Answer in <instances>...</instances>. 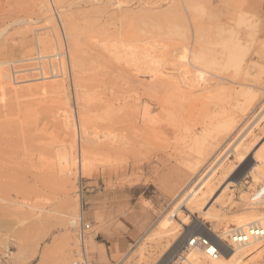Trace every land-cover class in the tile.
Returning a JSON list of instances; mask_svg holds the SVG:
<instances>
[{"label":"rangeland","instance_id":"1","mask_svg":"<svg viewBox=\"0 0 264 264\" xmlns=\"http://www.w3.org/2000/svg\"><path fill=\"white\" fill-rule=\"evenodd\" d=\"M65 49L74 90L59 69L52 79L22 72L16 75L21 82H13V63L37 51L49 57ZM146 51L168 75L158 80L116 58H139ZM59 67L66 74L64 59ZM1 70L12 80L1 77ZM58 82L63 87H54ZM1 83L0 256L9 254L4 264H69L82 216L91 224L87 246L98 264H154L167 240H146L152 226L264 108V15L253 0H0ZM65 110L74 130L64 125ZM233 117L236 127L225 134ZM252 134L247 141L260 140L256 151L264 144V118ZM210 139L215 148L206 147ZM82 142L96 159L88 172L79 161ZM67 148L76 158L70 167ZM201 150L206 158L197 165ZM245 150L239 148L247 157ZM245 161L230 156L231 166L213 180L219 190L200 194L205 211L199 220L206 227L226 230L234 218L264 216V169L253 175L252 154ZM138 205L148 212L141 236L114 262L101 260L103 228ZM78 207L82 212L76 213ZM246 262L264 264V241Z\"/></svg>","mask_w":264,"mask_h":264},{"label":"bare ground","instance_id":"2","mask_svg":"<svg viewBox=\"0 0 264 264\" xmlns=\"http://www.w3.org/2000/svg\"><path fill=\"white\" fill-rule=\"evenodd\" d=\"M47 43L51 47L50 49L55 51L53 40L47 38ZM57 49H59V47H57ZM57 54H61V53L55 52V53H52L49 57L52 58L53 56H56ZM116 58L118 60H125L126 62L127 61L134 62L135 65L139 69H145L146 71L148 70L149 72H151V76L154 78H157V77H159V75L164 74L161 67H160L161 66L160 61L155 58V56L152 54V52L146 51V52H144V55L142 57H139V58L135 57V56H131V55H130V57L116 55ZM76 59H77L76 55H73V60L75 61V65H76V68L78 71V65L76 63V61H77ZM11 66H15V64L13 63ZM62 68H60V70L62 71V74H60V75L64 76L65 71ZM1 73H2L1 77L11 79L10 73H5L2 70H1ZM56 74H57V72H56ZM56 74L54 75V77L58 76ZM164 75H168V73L167 74L165 73ZM15 76L16 75H13V77H12L13 82L14 83L21 82V80L17 79V77H15ZM79 77H81V76L78 73V79H77L78 81H79ZM170 77L172 78L173 75H171ZM27 80L32 81L34 79H27ZM180 81L186 87L189 85L184 78H182ZM151 82H153L152 79H151ZM169 83L172 86L178 85V82H176V81H169ZM150 84H152V83H150ZM0 85H1L0 88H1L2 95L4 96L5 87H4L3 83H1ZM53 85H54V87H56V86L63 87V84H61L60 82L54 83ZM191 85H189V86H191ZM177 87H178V89L183 88L181 85H178ZM13 93L15 94V92H13ZM16 95H17V93H16ZM62 116L65 117V119H63V120H65L64 125H65L66 129H68V130L73 129L74 130L75 126H74V123H73L71 116L69 115L68 111L65 110L63 112ZM263 118H264V108H262L259 115H257L255 121H252L251 125L249 127H247L241 135H238L239 137L234 142L228 143V146L224 150H222L219 154L216 155L214 161H212V163H211L212 166L207 171H205L203 173L200 172L201 174H199L200 176H199L198 180H195L193 184L190 183L182 189V191L178 195L177 200L172 205V207L167 212L164 213V215L157 221L155 226H152V227H154V229L152 231V235L146 236L145 237L146 240L153 241V240L158 239V238L167 240L166 249L162 253L161 257L158 258L154 262V264H177L178 256L180 255V253L183 250H185V248H187L186 249L187 250L186 256L188 258V262L186 264H256L255 262L250 263V262H246V261L252 254L256 253L259 250V245L262 241H264V236L260 237V238H252L246 243H236V242H234V240L232 238H230V236L234 232H248L252 227H259V228L263 229V231H264V216H250V217L234 218L232 221H230L231 227L225 230L222 228L219 229V228H213V227H206L204 225V223L201 222V220H199V213L202 211H205L204 197L200 196V194L203 193V191L205 192V190H206L205 195L210 194L211 196H214L215 193L219 190V187L215 186V184L213 183V180H215L214 178L220 169L223 170L227 166L228 167L231 166L230 164H227L228 163L227 160L230 156L231 157L234 156V157H237L238 159H241V161L243 163L247 159V157L252 154V161L254 162V164L252 166H250L249 172L251 174L257 175V176L261 172L263 173V169H264V144L262 143L260 145V147H258V149L257 150L255 149L256 151H254L253 147H255V144H257L259 139L254 137L252 143H248V141H247L248 139L250 140V138L247 139V137H249L253 133V129H254L255 125L260 123ZM85 122H86V119L83 116L82 117L83 126H84ZM235 127H236V120L233 117V118H231V120H229V122L226 125H224V133L226 134L227 132L228 133L232 132ZM206 132L208 133V130H206ZM85 133H86V131H85ZM221 134L222 133H219L218 135H221ZM222 135H224V134H222ZM84 137H85V139H88V136L86 137V135H85ZM93 139L94 138L91 139V141L93 143L100 144L101 140L98 142L97 141L98 138H96L97 140H93ZM99 139H100V137H99ZM211 141H212L211 144H206L207 148L208 147H214L215 143L213 140H211ZM217 147H218V145H217ZM240 147L246 149L245 151L247 152V157L244 156L243 154H241L242 152L240 153V151H239ZM98 149H101V148L98 147ZM211 151L212 150H210V152ZM89 153L90 152H89L86 144L82 142L80 145V160H79L80 164H81L82 171H83V167H84L86 172H88V170L95 163L94 160H96V159L92 155H90ZM207 153H209V152H206V154ZM200 154H201L200 157L202 160H197V165H199L201 162H203L204 159L206 158L205 150H201ZM195 155H196V153H195ZM66 157H67L66 158L67 159L66 167H70L69 165L72 166L76 162V158L74 156V151L72 150V148H67ZM195 164H196V162H195ZM245 165H246V163H245ZM196 169L197 168H194L191 171L194 172V170H196ZM248 169H249V167H248ZM225 170H227V169H225ZM240 170H242V169H240ZM195 172H197V171H195ZM230 174H232V173H230ZM229 176L230 175H228V177L225 176V178L228 179ZM230 180L233 182H236L232 179V176H230ZM230 187H232V186L230 185ZM262 200L264 203V197ZM78 208H76V213H77V210L82 212L81 207H78ZM83 218H84V216H82V219ZM191 219H193V221H194L192 228L191 227L184 228L183 225L190 226ZM232 226H233V228H232ZM181 227H183V230H184L183 232H180ZM196 235L204 236V237L210 239L213 243H215L217 245L218 250H219V255L217 256V258H211L204 251V249H202L198 246L196 247V246L190 245V241H191L192 237L196 236ZM89 237H90V234L87 236V239H86L87 241H88ZM87 241H86V244H87ZM56 243L57 242L55 240L54 245ZM51 248H50V250H51ZM201 250L204 252V254L202 253ZM48 252L50 253V251L48 249L45 250L43 252L42 258H45L46 255L48 254ZM90 254H91V252H90ZM205 257H207L208 260ZM141 259H144V253L141 254ZM95 262H96V260H95Z\"/></svg>","mask_w":264,"mask_h":264},{"label":"built area","instance_id":"3","mask_svg":"<svg viewBox=\"0 0 264 264\" xmlns=\"http://www.w3.org/2000/svg\"><path fill=\"white\" fill-rule=\"evenodd\" d=\"M62 54V55H61ZM57 54L56 56L46 57L42 56L40 52H36L33 58L30 60H23L17 64V66H11V73L13 75H20L23 73H28L33 76L34 79L41 80V79H52L56 74L55 70H60V62L64 59L66 63V74H64L65 79L68 80L71 88L73 90L74 87V78L72 73V65L70 61V56L68 52L66 53V49L64 53ZM61 56V57H60ZM16 68V69H15ZM55 69V70H54ZM60 73V72H59ZM16 77V76H15ZM82 175L80 181V188L81 192L84 189L82 183ZM91 231V224L86 223L85 219L83 218L81 221V225L79 231L77 233V240L78 246L74 250L73 253V260L69 264H97L95 260L92 258L87 244L86 239L87 236L90 234ZM264 236L263 229L259 227H252L248 232H234L230 238L234 240L236 243H246L252 238H260ZM191 246H198L208 254L211 258H217L219 255L218 247L215 243H213L210 239L204 236H193L190 241ZM187 248L183 250L177 259V264H186L188 262ZM7 259H9V254H5L0 256V264H4Z\"/></svg>","mask_w":264,"mask_h":264},{"label":"crops","instance_id":"4","mask_svg":"<svg viewBox=\"0 0 264 264\" xmlns=\"http://www.w3.org/2000/svg\"><path fill=\"white\" fill-rule=\"evenodd\" d=\"M253 4L257 12L264 15V0H253ZM147 215L148 212L143 207L133 206L131 210L103 228L100 233L102 239L98 241L100 259L114 262L115 258L141 236Z\"/></svg>","mask_w":264,"mask_h":264}]
</instances>
